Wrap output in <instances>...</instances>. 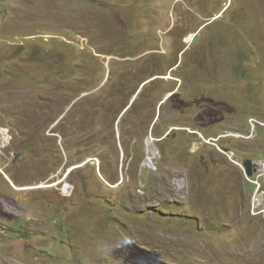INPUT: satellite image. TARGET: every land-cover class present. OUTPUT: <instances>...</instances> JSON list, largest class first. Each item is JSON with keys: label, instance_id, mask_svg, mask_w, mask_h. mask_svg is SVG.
Returning <instances> with one entry per match:
<instances>
[{"label": "rangeland", "instance_id": "rangeland-1", "mask_svg": "<svg viewBox=\"0 0 264 264\" xmlns=\"http://www.w3.org/2000/svg\"><path fill=\"white\" fill-rule=\"evenodd\" d=\"M246 160L264 0H0V264H264Z\"/></svg>", "mask_w": 264, "mask_h": 264}, {"label": "built area", "instance_id": "built-area-1", "mask_svg": "<svg viewBox=\"0 0 264 264\" xmlns=\"http://www.w3.org/2000/svg\"><path fill=\"white\" fill-rule=\"evenodd\" d=\"M256 124H257L256 121H253L251 123V126L254 127ZM256 172H257V174L262 173L264 175V163H258L256 165ZM259 179H260V176L257 175V179L255 181H252V184L257 186L256 189H261Z\"/></svg>", "mask_w": 264, "mask_h": 264}, {"label": "water", "instance_id": "water-1", "mask_svg": "<svg viewBox=\"0 0 264 264\" xmlns=\"http://www.w3.org/2000/svg\"><path fill=\"white\" fill-rule=\"evenodd\" d=\"M17 159V158H15ZM243 169L245 170L246 177L249 179L251 178L254 173L256 172V169L254 167V163L251 160H246L243 165Z\"/></svg>", "mask_w": 264, "mask_h": 264}, {"label": "bare ground", "instance_id": "bare-ground-1", "mask_svg": "<svg viewBox=\"0 0 264 264\" xmlns=\"http://www.w3.org/2000/svg\"><path fill=\"white\" fill-rule=\"evenodd\" d=\"M192 38H193V36L192 37H189L188 39H187V43L188 42H190L191 40H192ZM149 146V145H148ZM148 161V160H147ZM149 161H150V159H149ZM257 173V172H256ZM256 179H257V176H256ZM260 189H256V193L258 194V191H259Z\"/></svg>", "mask_w": 264, "mask_h": 264}, {"label": "clouds", "instance_id": "clouds-1", "mask_svg": "<svg viewBox=\"0 0 264 264\" xmlns=\"http://www.w3.org/2000/svg\"><path fill=\"white\" fill-rule=\"evenodd\" d=\"M255 126H256V125H255ZM255 169H256V168H255ZM255 173H256V172H255ZM255 173H254V174H255ZM254 176L256 177V174H255V175H253L252 177H254Z\"/></svg>", "mask_w": 264, "mask_h": 264}, {"label": "trees", "instance_id": "trees-1", "mask_svg": "<svg viewBox=\"0 0 264 264\" xmlns=\"http://www.w3.org/2000/svg\"><path fill=\"white\" fill-rule=\"evenodd\" d=\"M158 121V120H157ZM254 186V188H255V185H253Z\"/></svg>", "mask_w": 264, "mask_h": 264}]
</instances>
